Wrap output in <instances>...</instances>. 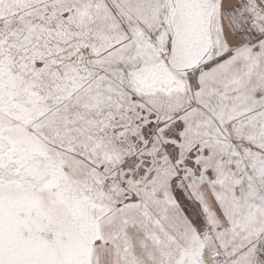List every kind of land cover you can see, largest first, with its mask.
<instances>
[{"label":"snow or ice","instance_id":"snow-or-ice-1","mask_svg":"<svg viewBox=\"0 0 264 264\" xmlns=\"http://www.w3.org/2000/svg\"><path fill=\"white\" fill-rule=\"evenodd\" d=\"M0 264H264V0H0Z\"/></svg>","mask_w":264,"mask_h":264}]
</instances>
